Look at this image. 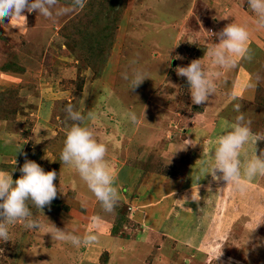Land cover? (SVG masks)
I'll return each instance as SVG.
<instances>
[{"label":"rangeland","instance_id":"obj_1","mask_svg":"<svg viewBox=\"0 0 264 264\" xmlns=\"http://www.w3.org/2000/svg\"><path fill=\"white\" fill-rule=\"evenodd\" d=\"M53 13L25 11L26 24L21 17L0 25V171L15 181L26 154L57 173L58 188L42 211L27 202L40 228L8 224L0 264H264V176L241 191L210 175L218 138L238 115L264 134V27L248 0H85L82 9L59 0ZM232 22L263 53L220 67L208 55L219 43L210 32ZM195 59L215 85L201 105L175 71ZM134 69L147 78L129 90L123 76ZM241 91L254 95L242 100ZM69 104L107 146L120 196L112 213L60 160L75 123ZM255 147L259 155L264 141ZM255 147L246 144L241 160ZM93 216L101 218L95 225ZM53 225L81 237L91 230L97 242L55 240Z\"/></svg>","mask_w":264,"mask_h":264},{"label":"clouds","instance_id":"obj_2","mask_svg":"<svg viewBox=\"0 0 264 264\" xmlns=\"http://www.w3.org/2000/svg\"><path fill=\"white\" fill-rule=\"evenodd\" d=\"M58 2L59 0H0V25H5L6 19L11 21L21 17L26 24V16L22 15L25 11H36L44 17L52 18L53 9ZM72 4L82 9L85 0H72ZM248 5L256 14L257 24L264 27V0H248ZM66 11L64 8L57 9L55 15H61ZM210 33L219 39V43L212 44L208 52L214 64L231 67L235 64L234 57L251 60L248 48L249 31L246 26L232 22L220 32ZM175 71L177 76L187 78L192 104L201 105L213 95L214 81L205 71L201 59L192 60L186 67L178 66ZM123 78L129 80V90H135L147 77L143 71L134 69L130 77L124 74ZM240 108L239 104L234 105L236 112H240ZM65 110L75 123L66 132L60 160L74 167L103 210L112 213L120 196L115 186V174L106 161L107 146L96 139L92 129L83 126L84 117L74 111L71 104ZM88 115L92 116L91 113ZM129 118L132 122L137 120L135 113H129ZM251 123L252 121L241 113L235 118L232 129L218 138L214 152L215 163L210 172L214 180L226 181L227 185H233L241 191L247 187L249 181L257 176H264V149L257 155L255 147L257 141H264V134L253 133ZM249 142L254 144L255 152L242 161L240 158L242 150ZM24 155L25 162L19 169L22 175L18 179L14 181L10 173L0 171V240L4 242L9 240L8 224L23 221L27 229L41 227L40 221L34 218L30 211L28 201L42 211L44 207L51 205L58 193V188L54 184L57 173L54 170L46 172L38 163ZM217 172L222 175L217 176ZM91 219L95 225L101 218L93 216ZM53 228L54 231L49 232L53 239L68 241L75 247L91 245L98 239L91 230L81 237L65 233L54 225ZM221 255L222 253L217 259Z\"/></svg>","mask_w":264,"mask_h":264},{"label":"crops","instance_id":"obj_3","mask_svg":"<svg viewBox=\"0 0 264 264\" xmlns=\"http://www.w3.org/2000/svg\"><path fill=\"white\" fill-rule=\"evenodd\" d=\"M249 37H250V35H249ZM249 41H250V38H249ZM251 44H252V48L250 49V54H251V60H247V61H243V62H241V63H248V64H251V63H253L252 62V60H253V53H252V51L251 50H253V52L254 53H259V52H261V53H263L262 51H261V47L259 46V45H256V44H254V42H251ZM264 50V49H263ZM236 66V63L234 64V66L233 67H235ZM254 83H255V81H253ZM247 87V86H246ZM246 87H243V88H246ZM250 90H252V89H250ZM243 91V90H242ZM241 91V93H240V96H239V98H242V100H243V97L244 98H246V97H253V95H254V93L251 91L250 92V94L247 96L244 92H242ZM247 102V101H246ZM8 140L6 139L4 142V146H6V148H9V149H13V148H15V147H12L13 146V143H10V142H7ZM12 142H15V141H12ZM16 143V142H15ZM3 151V149H1L0 150V155L3 153L2 152ZM1 162V161H0ZM0 165H1V163H0ZM1 171H3V170H1ZM5 172V171H4Z\"/></svg>","mask_w":264,"mask_h":264},{"label":"trees","instance_id":"obj_4","mask_svg":"<svg viewBox=\"0 0 264 264\" xmlns=\"http://www.w3.org/2000/svg\"><path fill=\"white\" fill-rule=\"evenodd\" d=\"M176 163H179V161H176Z\"/></svg>","mask_w":264,"mask_h":264}]
</instances>
